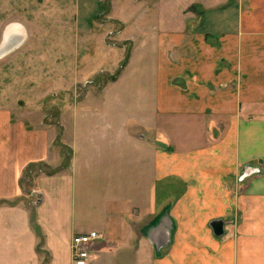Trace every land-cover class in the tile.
<instances>
[{"label":"crops","instance_id":"1","mask_svg":"<svg viewBox=\"0 0 264 264\" xmlns=\"http://www.w3.org/2000/svg\"><path fill=\"white\" fill-rule=\"evenodd\" d=\"M88 1L99 10L102 0ZM105 17L131 43L124 67L152 65L151 77H138V91L155 103L76 111L83 116L60 133L66 158L52 153L49 132L9 128L0 141V264H73L72 238L91 231L98 238L89 264H102L116 243L133 239L138 250L150 244L159 259L182 224L217 238L211 264H264V173L256 167H264V121L231 119L216 145L197 121L209 107L233 118L240 103L264 102L257 57L264 0H110ZM223 83L235 85L218 89L223 107L208 102L206 86ZM234 99L236 107L225 110ZM119 113L147 117L119 120ZM162 114L181 115L201 141L177 148L167 132L177 124H160ZM224 143L234 152L227 158ZM212 221L221 222V233Z\"/></svg>","mask_w":264,"mask_h":264},{"label":"rangeland","instance_id":"2","mask_svg":"<svg viewBox=\"0 0 264 264\" xmlns=\"http://www.w3.org/2000/svg\"><path fill=\"white\" fill-rule=\"evenodd\" d=\"M96 4L98 11L88 0H0V44L11 24L20 25L25 35L18 46L0 58V141H7L12 125L27 127L35 134L49 132L52 153L59 151L66 158L68 150L60 133L64 125L68 127L75 117L83 116L76 111L97 110L102 106H123V111L127 107H148L155 103L156 99L150 97V92L144 95L138 91L144 83L138 77H151L152 65L146 60L145 65L135 63L124 67L131 43L122 40L117 33L119 25L105 17L110 9V0ZM80 13H85L87 18L79 19ZM257 53L264 64L263 45ZM150 84L152 82L145 83V86ZM263 84L258 83L260 86ZM228 88L233 89L235 85L206 86L209 95L206 100L220 103L223 107L221 100L224 99L216 98V93L218 89L226 91ZM105 91L108 92L104 97ZM235 99L234 105H225L224 109L235 108ZM206 110L204 117L197 121L204 124L203 138L215 145L223 143L231 119L264 121V102L259 101L254 106L240 103L233 118H230V113L212 112L211 107ZM126 116L131 121H143L147 114L119 113L118 119L125 120ZM171 118L169 114H162L160 124L167 126L170 121L177 124V130H167L176 140L177 148L187 149L192 142L201 141L202 132L184 126L181 115ZM188 120L193 121L192 118ZM221 149L226 158L234 153L225 143ZM243 164L242 169L247 170V165ZM256 167L257 174L264 173L261 161H257ZM199 229L180 225L173 248L163 249L160 262L150 244L138 250V243L133 239L116 243L102 264L215 263L217 238L209 240L201 235ZM98 241L97 244L101 243Z\"/></svg>","mask_w":264,"mask_h":264},{"label":"built area","instance_id":"3","mask_svg":"<svg viewBox=\"0 0 264 264\" xmlns=\"http://www.w3.org/2000/svg\"><path fill=\"white\" fill-rule=\"evenodd\" d=\"M98 238L95 231L86 234L75 235L71 241L73 264H89L93 257L92 245Z\"/></svg>","mask_w":264,"mask_h":264},{"label":"bare ground","instance_id":"4","mask_svg":"<svg viewBox=\"0 0 264 264\" xmlns=\"http://www.w3.org/2000/svg\"><path fill=\"white\" fill-rule=\"evenodd\" d=\"M24 37V31L20 25L11 24V26H8L0 44V58L18 46Z\"/></svg>","mask_w":264,"mask_h":264},{"label":"water","instance_id":"5","mask_svg":"<svg viewBox=\"0 0 264 264\" xmlns=\"http://www.w3.org/2000/svg\"><path fill=\"white\" fill-rule=\"evenodd\" d=\"M211 225L215 233L219 234L222 231V224L219 221H212Z\"/></svg>","mask_w":264,"mask_h":264}]
</instances>
